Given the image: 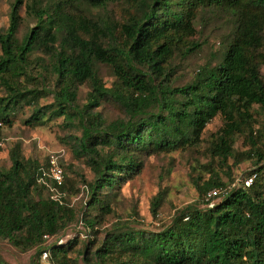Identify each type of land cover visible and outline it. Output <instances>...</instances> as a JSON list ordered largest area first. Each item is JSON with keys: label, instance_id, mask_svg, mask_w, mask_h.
Here are the masks:
<instances>
[{"label": "trees", "instance_id": "obj_1", "mask_svg": "<svg viewBox=\"0 0 264 264\" xmlns=\"http://www.w3.org/2000/svg\"><path fill=\"white\" fill-rule=\"evenodd\" d=\"M122 3L117 16L113 6ZM22 5L36 22L19 36ZM219 15L228 29L216 56L185 79L180 65L203 51L205 18ZM0 50V121L12 127L27 108L23 122L31 127L61 118L69 131L64 143L94 174L80 176L90 195L80 210L61 204L41 181L49 159L26 157L16 141L10 166H0V239L21 251L36 248L38 256L49 251V264H264V0H14ZM83 84L90 89L80 102ZM49 94L53 102L42 104ZM107 103L122 116L108 120L101 109ZM218 117L222 125L203 138ZM239 139L246 149L237 148ZM204 142L211 176L194 182L195 202L158 230L124 221L104 227L145 157ZM230 158L253 164L238 185L231 184ZM64 173L62 191L77 193ZM214 188L219 194L206 200ZM161 203L160 194L152 198L154 217ZM77 214L87 240L43 248L44 236L58 237ZM0 264L11 263L0 255Z\"/></svg>", "mask_w": 264, "mask_h": 264}, {"label": "rangeland", "instance_id": "obj_2", "mask_svg": "<svg viewBox=\"0 0 264 264\" xmlns=\"http://www.w3.org/2000/svg\"><path fill=\"white\" fill-rule=\"evenodd\" d=\"M13 1L0 0V30L7 28L9 25V12ZM124 6L125 3L113 6V11L117 16L124 14V11H122ZM20 15L24 17L19 33V36H22L28 27L35 24L36 20L33 17L25 16L26 8L24 5L20 7ZM205 19L207 24L205 25L203 37L208 38L209 43L204 46L203 51L194 54L180 65V71L185 79L193 74L198 65L213 60L221 45L219 36L228 29V25L221 15L209 16ZM261 69L264 72V65ZM101 75L108 85L111 84L113 78L106 68H101ZM89 89L88 84L79 87L78 98L80 102L85 101ZM53 100V94H49L41 99V103L47 104L53 102ZM101 109H103L108 120L122 116L119 109L112 103L105 104ZM29 110L27 108L17 114L13 126H4L0 131L3 148L0 152V166H10L9 149L16 141L22 142V152L26 157L37 159L41 163H45L51 155H57L65 171L73 178L74 188L78 189L77 193L62 191L63 203L80 210L85 201L90 198L80 176L83 175L86 180H91L94 176L92 170L82 160L75 158L64 143L63 137L69 131L61 127V118L48 122L43 126L31 127L23 122L30 115ZM221 121L218 117L209 123L203 133V138L216 131L222 125ZM206 145H208V142H204L196 149L178 150L172 153L153 154L145 157L142 170L123 184L118 201L114 204L115 213L108 216L104 227H108L117 221H124L148 230H158L170 223L176 212L198 199V191L194 186V182L199 178L207 179L211 176V171L203 167L204 164L211 162V157L205 150ZM236 146L241 150L247 148V146H243L242 139L238 140ZM213 163L220 177L223 180H229L227 169L221 161L215 159ZM228 163L234 177L232 185L240 184L242 178L246 176L245 173L253 168L251 161L233 165V160L230 158ZM69 165L73 166L74 173H71L67 168ZM51 193L52 196L56 195L54 191H51ZM158 194L162 196V203L157 216L154 217L151 214L150 205L152 198ZM219 199L216 198L212 202ZM201 206H204V204L201 203ZM134 209L139 212L138 216L135 215ZM80 216L81 214H77L75 218L69 220L64 231L58 237L53 236L46 240L43 248H49L56 240L58 242L63 240L62 244H67L75 236H78L81 240H87L88 229L81 221ZM37 250L33 248L21 251L8 239H0V255L11 264H49V259L43 258L42 255L38 256Z\"/></svg>", "mask_w": 264, "mask_h": 264}, {"label": "built area", "instance_id": "obj_3", "mask_svg": "<svg viewBox=\"0 0 264 264\" xmlns=\"http://www.w3.org/2000/svg\"><path fill=\"white\" fill-rule=\"evenodd\" d=\"M4 123L0 121V129L3 128ZM1 144V142H0ZM43 174L41 176V181H43L47 186H49L51 191H54L56 195L52 196L54 199L58 200L61 204H63L62 200V189L61 186L64 183L65 179V173H64V168L61 165V163L58 160L57 155H51L49 158L48 162V167L47 168H42ZM49 178V179H48ZM253 177H248L244 180V183L246 186H250L252 183ZM219 189L214 188L208 191L206 195V200H209L210 198L217 196L219 194ZM45 239H49L48 235L44 236ZM59 243H63V240ZM49 256V251L44 250L42 252V257L43 258H48Z\"/></svg>", "mask_w": 264, "mask_h": 264}]
</instances>
